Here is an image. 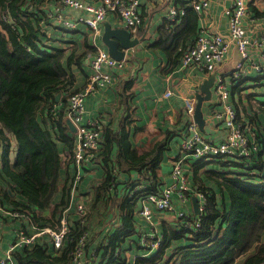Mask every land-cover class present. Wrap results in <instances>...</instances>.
Instances as JSON below:
<instances>
[{
    "label": "trees",
    "instance_id": "trees-1",
    "mask_svg": "<svg viewBox=\"0 0 264 264\" xmlns=\"http://www.w3.org/2000/svg\"><path fill=\"white\" fill-rule=\"evenodd\" d=\"M47 6L46 0H0V147L3 148L0 152V178L4 182L0 185L8 186L16 194L11 196L9 190L0 187V201L2 198L8 200L10 203L7 206L2 204L4 207L27 214L37 227L56 226L68 204L70 186L66 183L61 186L59 182L67 159L70 160L62 153L66 150L72 156L75 143L74 134L65 122L67 94L77 90L72 66L81 69L83 61L79 54L75 55L74 48L54 45L41 30V21L48 15ZM248 9L254 16H264V10L258 9L252 1L248 2ZM179 19L184 21L179 27L171 28V33L165 29V21L157 29V46L169 63L165 74L175 67L199 31L198 14L192 9L180 15ZM58 42L62 43V39ZM87 45L85 52L90 54L94 48ZM58 92L61 95L56 102ZM213 103L211 105L215 106ZM240 103L232 104L236 121L254 131L256 150L249 160L224 155L187 157L184 163L194 178L200 176L211 181L218 192L204 189L205 204L200 226L177 229L163 224L162 231H159L162 237L160 248L153 249L148 257L141 258L136 264H263L264 125L258 113L264 115V105L257 106L258 113L247 112L249 118L246 121L239 116L238 112L245 113V106ZM130 119L123 114L118 128L111 124L103 125L99 148L85 164V170H88L98 163L102 175L96 180L93 198H88L89 201L87 197L81 199L90 205L91 215L101 205L105 210L101 212L102 218L96 220L97 227L94 225L91 230L94 233L95 228H102L95 237L94 251L89 253L87 250L88 237L86 259L82 264L126 263L122 244L134 243L137 246L140 229L149 230L148 224L140 228L134 216L137 215L139 200L144 194L159 193L165 183L155 172L161 145L155 142L139 153L128 138ZM189 120L190 115L185 113L178 128V149L173 159L180 155V141L187 133ZM9 133L14 135L17 143L12 162L8 158ZM202 133L206 136L207 131ZM130 169H134L136 175L132 176ZM65 172L67 175V169ZM121 183L124 185L117 194L116 188ZM138 184L142 185L136 187ZM59 188L60 197L54 202ZM17 193L22 196L20 201ZM172 200L176 204V198ZM30 204L41 209L52 207L50 216H38ZM19 218L23 223L20 226L25 227L27 218ZM39 219H47L49 223ZM69 224L68 237L60 247L54 248L47 234H41L34 243L14 249L15 264H71L75 243L85 228L88 229V224H80L77 218ZM173 240H179V243L173 245Z\"/></svg>",
    "mask_w": 264,
    "mask_h": 264
},
{
    "label": "crops",
    "instance_id": "crops-1",
    "mask_svg": "<svg viewBox=\"0 0 264 264\" xmlns=\"http://www.w3.org/2000/svg\"><path fill=\"white\" fill-rule=\"evenodd\" d=\"M46 1L49 4L48 0ZM189 2L190 0H140L138 9L142 17V24L139 26L135 34H131L137 36L141 40L135 46L129 48L126 51V63L124 68H122L123 70L120 69L113 72V79L108 84L94 88L90 93L84 96L83 100L84 110L81 119L83 123L87 119L92 118L101 120L102 126L111 124L114 128H118V121L122 115L125 114V116L131 118L130 134L128 135V138H130L132 146H134L139 153H142L145 149L151 147L155 142H158L159 145H161L160 161H158L155 166V172L165 180L163 186L169 184L172 181L171 166L172 160L178 149V128L183 123L185 113L188 114L187 112L184 113V111H186L184 108V99L187 97H193L195 104V92L199 89L202 79L207 77L210 72L206 74L205 72L198 71L192 66L188 68H181L179 58L175 67L165 74L169 63L167 62L168 58L165 53L157 46V29L163 24L164 21L166 22L165 29L169 33H171V28L173 29L180 26L179 24L166 18V12L168 8L174 5L178 10L184 9L183 15L187 13L188 9H192L194 12H196L198 14L197 27H199V30L200 28H203L206 33H211L215 30H218L225 34L228 31L227 19L223 13V8L224 6L229 5L231 0H210L206 8L200 12L194 10L189 5ZM255 2L258 9L264 10L263 0H255ZM47 9L50 11L51 8H49V5L47 6ZM64 13L67 16L75 17L80 13V11L66 9ZM103 22H108L111 27H124L118 21L116 14L114 12H109L101 22L100 34L103 31ZM262 22L264 23V20H262ZM246 29L248 36H251V34H255L260 28L257 26L254 27L247 16ZM41 30H43L51 38L54 45L59 46L63 44V48H74L75 55L79 54L81 56V60H83L81 63V69L73 65L72 70L75 74V88L77 90L82 89L88 79L87 76H89L91 72L90 60L96 49L92 42L91 31L87 29V27L82 23H77L74 28H65L62 24L55 21L54 12L47 15L46 20L41 21ZM99 35L96 36V43L101 48L107 50ZM60 38L62 39V43L58 42ZM87 44H90L94 48L90 54L85 52V50L88 48ZM67 52H69V49ZM239 58L240 55L238 51L234 45H231L222 62L217 66L216 70L213 71H215V74L223 75L229 89V102L233 104L241 101L240 104L245 106L243 110L245 113L241 111L238 113L241 118L248 121L249 116L247 112L249 114L253 113L254 111L258 113L259 111L257 110V106H263L264 100H259L255 92L251 93L252 95H245L243 93V85L244 82H246V78L235 80L232 79L228 74V70L231 69L232 65ZM250 72H252V69ZM257 78L259 77L257 76ZM166 89L171 90L172 94L170 96L163 95ZM211 89L212 98L210 100L203 101L202 103V113L205 118L204 131H207V137H211L214 141H218L223 137L225 128L220 121L215 120L213 122V120L210 118L211 111L213 110V108H211L213 106L211 103L215 100L213 85ZM59 98L55 101L58 102ZM248 100L251 101V104L248 102ZM255 104L256 106L254 107ZM246 105L250 107V109L246 108ZM56 107L57 105L55 104L54 108ZM258 114L262 124L264 125V115H261V113ZM66 118H68L67 113L65 120ZM246 130L248 131L247 128ZM70 132L74 134L75 139V132L71 130ZM7 136L10 141L8 158L12 162L16 154L17 143L13 134L9 133ZM12 145H15L14 150ZM1 148L2 147H0V152ZM62 154L65 157L68 156L70 160L67 159L68 163L63 168V176H61L59 182L61 186L63 183H66L67 186L69 184L70 186L72 176L75 171V166L70 153L65 150ZM184 165L188 169V180L191 192L189 194V200L186 201L183 208L188 212L195 214L199 212V206H202V209L204 208V189H211L216 194L218 189L214 183L204 179L203 177L199 176L194 178L191 169L185 163ZM85 167H87V165H84L81 170L82 178L80 180L77 193L82 198L87 197L88 200V198H93L94 186L96 180H98L102 175V170L99 168L101 166L98 163L93 164L91 167L89 166L90 168L88 170H85ZM66 169L67 175L65 172ZM114 171L116 172V170ZM130 171L132 176L136 175V171L134 169H130ZM123 175L125 176V172ZM6 179L9 181V183H11L12 186H14V188H17V185L10 178L6 177ZM0 183L4 184L1 178ZM123 185L124 183H121L117 186V194H120ZM0 187L9 190L11 196L16 195L10 190L8 186H5L4 188L2 185H0ZM194 187L195 189L198 188L199 190L195 191L193 189ZM60 193L61 188H59L58 192L55 194L53 198L54 202L59 199ZM175 196L176 194L174 192L172 198H175ZM192 196L197 197L198 212H194L193 210L191 203ZM17 197L19 201L22 199V196L19 193H17ZM70 200L71 196L69 193L68 204ZM9 203L10 202L5 198H2L0 201L1 205L3 204L7 206ZM30 205L32 207L31 210L36 212L38 216H50L52 207L41 209L35 207L32 204ZM88 205L89 204H87V206ZM101 206V208L95 210L94 214H92L96 215V218L97 214L100 215L103 210V205ZM176 206L179 205L176 204ZM96 212L97 214H95ZM134 216L138 225H140V228L147 227V223L143 218L138 215ZM74 218L75 214H73V216H68L69 222H71ZM153 218L158 231H162L163 224H170L172 227H176L177 229L181 227L185 228L182 225L181 219L180 222H176L174 220L173 211H157L154 209ZM39 220H44L45 222L49 223L47 219ZM17 221H19V223H17ZM33 223H35L33 220L27 219V221L24 222V226L28 230H31L33 229ZM20 224H23L20 218L18 219L16 217H11L10 215L0 214V254L4 252L8 242L12 238L13 228L19 227ZM101 229L102 228H95L94 233L89 235L90 239L87 246V250H90L89 253L94 251L93 247L97 243L95 237L96 235L98 237ZM3 230H5V232ZM180 241L182 240L180 239ZM172 243L173 245L174 243H179V240H173ZM122 245L123 256H125V259H127L125 260L126 263L132 260H136L137 262L141 258H145L150 255L149 254L145 257H139V255H141L144 251H142L143 249L138 244L137 246L134 243L127 245V243L124 242ZM167 251L169 250L166 249V252Z\"/></svg>",
    "mask_w": 264,
    "mask_h": 264
},
{
    "label": "built area",
    "instance_id": "built-area-1",
    "mask_svg": "<svg viewBox=\"0 0 264 264\" xmlns=\"http://www.w3.org/2000/svg\"><path fill=\"white\" fill-rule=\"evenodd\" d=\"M210 0H190L189 5L200 12L208 5ZM255 0H231L229 5L224 6L223 13L227 19V33L218 30L206 33L200 28L195 35L193 42L186 48L180 56V67L188 68L192 66L198 71L209 72L216 70L217 66L226 56L231 45H234L240 58L228 70V74L235 80L248 77L255 72L258 77H264V16H254L248 9V2ZM49 9L47 14L54 12V19L65 28H74L77 23L84 24L91 31L92 42L96 47L90 60L91 72L87 76V81L80 90H73L68 95L67 116L76 127L75 143L72 153V160L75 171L70 183L69 204L63 209L59 221L55 227H37L33 223V231H28L25 227H14L13 237L8 242L4 252L0 254V264H15L12 252L17 247L28 246L34 243L37 236L47 234L54 248L60 247L68 237L70 212L75 214V218L80 224H88V206L77 193L80 180L82 178V168L99 148L102 122L97 119H87L82 122L84 110V96L94 88L108 84L113 79V72L124 68L126 59H116L109 52L101 48L96 43V36L100 34L101 22L109 12H114L118 21L126 27L132 34L137 32L142 24V17L139 13L140 0H48ZM66 9L78 10L80 13L75 17L67 16ZM178 9L173 5L166 12V18L177 24H181ZM250 12V13H249ZM260 28L255 34L248 36L246 29V18ZM17 31L16 28H14ZM255 55V56H254ZM252 69V72H250ZM254 70V71H253ZM215 95V106H212L210 118L220 121L225 131L223 137L214 141L213 138L205 136L192 118L194 111L193 97L184 99V108L190 115L186 135L181 139L179 145V157L172 160L171 177L172 181L162 187L159 193L151 192L144 194L139 200L137 215L143 218L149 226L148 231L140 229L138 244L144 251L139 257H145L153 251L159 249L162 237L154 222V209L173 211L176 217L182 220V225L188 229H196L201 224L202 206H199L198 213H190L183 208L189 200L190 187L188 180V169L184 165L187 157L210 158L217 155L229 156L232 158H243L249 160L256 150L255 134L253 130H246L247 127L236 121V111L228 101L229 89L221 74H216L213 83ZM172 94L170 89H166L164 96ZM247 124V122H246ZM253 172V171H252ZM249 173L251 171L249 170ZM142 184L136 185L140 187ZM176 194V204L172 200ZM199 193V192H198ZM176 206V209H175ZM0 214L11 217H30L17 210H11L0 204ZM88 229L80 234L75 243L71 256V264H81L86 259L85 246L88 239ZM105 243L103 242L102 245ZM146 251H145V250ZM127 260V259H126ZM124 264H136L132 260ZM264 264V262H263Z\"/></svg>",
    "mask_w": 264,
    "mask_h": 264
},
{
    "label": "water",
    "instance_id": "water-1",
    "mask_svg": "<svg viewBox=\"0 0 264 264\" xmlns=\"http://www.w3.org/2000/svg\"><path fill=\"white\" fill-rule=\"evenodd\" d=\"M99 37L105 44L109 54L116 59L124 58L126 51L141 40L137 36L132 35L126 27H111L108 22H103V31ZM215 76V71H211L207 77L202 79L199 89L195 92V104L192 118L202 132L204 131L205 124V118L202 113V103L212 98L211 87L214 83ZM59 96L60 94L56 93L55 100H58ZM65 121L69 129L75 132L76 127L73 122L69 118H66ZM191 203L194 212H198V201L196 196L191 197Z\"/></svg>",
    "mask_w": 264,
    "mask_h": 264
},
{
    "label": "rangeland",
    "instance_id": "rangeland-1",
    "mask_svg": "<svg viewBox=\"0 0 264 264\" xmlns=\"http://www.w3.org/2000/svg\"><path fill=\"white\" fill-rule=\"evenodd\" d=\"M264 1V0H263ZM246 82H244V88H243V93L245 95H248V94H251L253 92H255L259 98V100H264V78H257V74L255 72H252L246 79H245ZM252 95V94H251ZM254 97V96H253ZM252 97V98H253ZM252 100V99H251ZM229 101V100H228ZM252 103L254 104V102L252 101ZM256 106V104L254 105V107ZM253 107V108H254ZM246 108H249L247 105H246ZM13 146V150H14V147L15 145H12ZM102 206H100L99 208H101ZM88 210H89V217L87 219V222H88V236L91 234V229L92 227L95 225V227H97L98 223L96 220L102 218L101 217V214L97 216L96 218V215H92L91 216V210L90 208L88 207ZM105 210V207L103 208V211ZM107 211H110V209H107ZM94 214V213H93ZM174 220L176 222H180V219L178 217L175 216L174 214ZM17 223H19V221H17ZM105 223V222H104ZM55 227V226H54ZM69 228H70V224H69ZM5 232V230H3ZM145 250V249H144ZM146 251V250H145Z\"/></svg>",
    "mask_w": 264,
    "mask_h": 264
}]
</instances>
